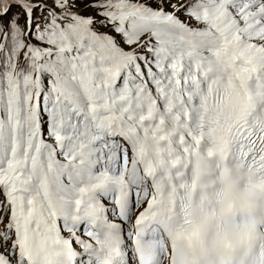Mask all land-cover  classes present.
<instances>
[{
    "label": "snow or ice",
    "instance_id": "obj_1",
    "mask_svg": "<svg viewBox=\"0 0 264 264\" xmlns=\"http://www.w3.org/2000/svg\"><path fill=\"white\" fill-rule=\"evenodd\" d=\"M0 264H264V0H0Z\"/></svg>",
    "mask_w": 264,
    "mask_h": 264
}]
</instances>
